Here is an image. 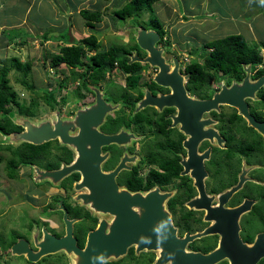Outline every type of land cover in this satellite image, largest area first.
<instances>
[{"label":"flooded vegetation","instance_id":"1","mask_svg":"<svg viewBox=\"0 0 264 264\" xmlns=\"http://www.w3.org/2000/svg\"><path fill=\"white\" fill-rule=\"evenodd\" d=\"M157 31L159 39L155 45L161 49L164 62L168 65L166 77L164 72L163 76L160 75L161 68L147 63L133 61L127 64L129 58L126 59L128 70L115 63L110 71L96 79L80 68L75 69L81 71L80 76L68 77L71 76V68L68 66V75H62L57 81L61 95L52 97L46 112L58 108L60 115L70 116L78 106L94 101L95 92L88 89L87 84L97 87L102 99L118 104L114 110L106 113L99 126V131L104 135L99 146L103 156L101 170L113 175L118 188L147 191L156 186L160 191L171 193L166 200V207L176 236L185 240L186 249L202 254L223 245L220 233H205L189 240L187 237L202 233L216 221L214 216L217 217L218 205L230 212L229 209L247 201L249 206L240 212L236 223L239 228L238 237L243 242L240 244L244 250L249 249L251 252L248 246L255 241L259 247L264 246V136L248 124L236 107L229 104L218 103L198 118L192 116L194 113L187 110L185 104L178 113L177 106L174 105L177 100L172 98L174 89L170 82L176 70L182 76L186 94L197 99H209L220 89V82L225 86L241 82L246 75L247 64L252 80L264 73V64L239 59L238 65L230 66L229 70H211L202 77V73L195 72L196 69H188L194 62H202V59L189 53L192 47L184 45L183 49L176 46L177 42L171 40V32L167 29ZM128 43L132 51L135 50L140 57L144 56V51L136 45L134 38L131 37ZM208 49L211 50L209 47ZM64 67V64L58 65L59 69ZM71 95L79 103L74 105ZM161 96L170 97L171 101H159L158 105L147 103L136 108L142 99ZM255 96L256 98H245L247 110L256 122L264 123V85L255 91ZM69 102L73 105H69ZM189 112L191 118H188ZM1 114L0 112V116ZM202 119H208L209 122L205 123ZM20 129L21 127L12 131ZM207 129L215 130L220 142L214 135H202L189 153L190 144L187 145L186 141ZM30 151L32 156L28 157L29 160L20 161L16 172L19 177L22 169H25L30 185L24 188V197L27 204H34V211L32 215L23 214L17 218L15 225L7 228L6 232L0 231V264H89L91 261L87 262L86 256L79 257L78 260L74 254L72 256L62 250L43 251L38 246L66 236L67 220L71 221L68 234L74 239V245L79 251L90 245L89 236L98 226L101 230L99 237L102 238L100 246L106 249L115 242L113 240L121 238L122 224H118V219L110 212L100 213L91 208L92 201L83 203L74 198L80 192L93 198L92 191L96 189L91 188L89 182L84 189L75 190L74 183L81 177L78 171L69 173L57 184L32 180V165L45 170L57 169L62 163L68 164L74 160L75 153L72 149L60 144L58 139H52L33 145L29 148ZM191 172L202 177V190L207 197H211L198 204H208L213 208L208 213L212 219L205 218L206 207L187 204L198 194ZM4 175L6 176L5 169ZM234 186L237 188L226 198L218 199L220 194ZM128 209L130 219L132 214L135 218L138 217V204H132ZM123 221L118 220L119 223ZM19 239L24 241L34 258H28L24 253L10 254L11 245ZM238 243V240L231 237L228 244L224 243L223 246L227 247V252L235 254ZM159 256H166L167 259L170 250L154 246L137 249V244L132 243L127 245L123 255L103 260L101 264H156ZM165 264H170V261ZM214 264H230V261L223 258ZM254 264H264V255Z\"/></svg>","mask_w":264,"mask_h":264},{"label":"water","instance_id":"2","mask_svg":"<svg viewBox=\"0 0 264 264\" xmlns=\"http://www.w3.org/2000/svg\"><path fill=\"white\" fill-rule=\"evenodd\" d=\"M158 39L159 35L155 30L137 26L135 41L145 52V56L140 57L134 51L132 54H129L130 59L127 60V64L133 61L147 63L151 66L161 68L160 75L163 76L164 72L166 77L168 65L164 62L161 49L154 47V43ZM176 61L175 59V63L177 64ZM245 70L246 75L241 82H232L229 86H225L220 82V89L215 91L209 99H197L186 94L182 85V76L175 70L174 77H172L170 83L174 89L172 98L177 100L174 105L177 106L178 113L180 107L185 104L187 110H191L190 112L194 113L192 116H197L198 118L204 111L216 107L218 103L229 104L236 107L239 113L247 120L248 124L256 128L264 136V123L256 122L253 119L248 113L245 102L246 97L256 98L255 91L264 85V73L252 80L249 77L248 64ZM157 80L159 81L160 79L157 78ZM163 84H166V82H163ZM87 87L95 92L94 101L78 106L70 116L60 117L59 109H54L42 116L33 117L19 114L17 107L12 106L8 110L7 116L14 125L21 127V129L10 132L0 131V144H12L14 146L23 142L41 144L52 139H58L60 144L72 149L75 153L74 160L68 164L62 163L57 169L45 170L36 165H32V180L34 182L49 181L52 184H57L69 173L78 171L81 177L79 181L74 183V189H84L85 186L89 185V182L91 183L89 186L96 189L92 191L93 198L84 192L77 193L74 198L80 199L83 203L92 201L93 204H90V207L95 211L100 213L110 212L116 216V219L124 220L119 223L118 220L116 221L114 219L118 224H122L120 232L121 238L119 237L118 240H113L115 242L111 244V247L103 249L100 246L102 238L100 239L99 237L101 230L100 226H98L89 236L91 241L90 245H87L83 251H79L74 245V239L68 234L70 233L69 224L71 221L65 220L68 227L66 236L58 238L46 245L39 244V250H62L72 254V256L75 255L78 260L79 257L86 256L88 257L87 262L91 261L89 264H101L103 260L117 258L123 255L127 245L132 243L137 244V249L141 247L148 249L151 246L160 249H169L170 256L167 259H165L166 256H159L157 258L158 263L156 264H165L166 261H170V264H214L223 258L228 259L230 264H254L260 256L264 255V246L259 247L256 241L251 246H248L253 254L249 249L244 250L243 245L240 244L243 242H240L238 237L239 228L236 221L240 212L249 206L247 201L238 207L229 209L230 212H226V209L218 205L217 217L214 216L216 221L202 233L187 237V240H189L197 235L219 232L226 245L228 244V240L234 237L239 242L235 247V254L227 252L228 249L223 246L224 243L215 250L202 254L186 249L185 240L176 236L175 227L172 224L170 213L166 207V200L171 193L160 191L156 186L147 191H129L126 188H118L113 181V175L101 170L100 164L103 156H101L99 150L100 142L104 138V135L99 131V126L104 120L106 113L114 110L118 104L102 99L101 92L92 84H87ZM163 100L171 101L170 97L166 96L151 97L147 100L142 99L141 102H138L136 108L142 107L147 103L158 105L159 101ZM179 101H181L180 104ZM202 120L205 123L209 122L208 119ZM202 135H214L220 142L215 130L207 129L206 131H201L200 135L196 134L186 141L187 145L190 144L189 153L192 152L191 148L195 147L194 145L197 139H200ZM113 172L115 173L116 169ZM191 175L194 178V184L198 189V194L189 200L187 204L192 207H206L207 214L205 218H209L211 216L208 213L213 208L209 207L208 204H198V202L208 201L211 197H207L202 190V177H197L193 172H191ZM235 188L237 186L229 188L223 194H220L218 199L223 200ZM132 204H138V217L135 218V215L132 214L130 219L128 208ZM86 205L89 206V204ZM112 225L114 226L113 223ZM217 226L218 228H216ZM138 230L140 235L137 234ZM150 236H153V238ZM10 248V254L24 253L28 258H34L21 239L13 243ZM242 260L245 262H242Z\"/></svg>","mask_w":264,"mask_h":264},{"label":"rangeland","instance_id":"3","mask_svg":"<svg viewBox=\"0 0 264 264\" xmlns=\"http://www.w3.org/2000/svg\"><path fill=\"white\" fill-rule=\"evenodd\" d=\"M126 1L127 0H115L113 4L112 0L105 1L107 4L104 7L106 10L103 11V19L96 24L95 28H90L86 24L81 23L83 18L76 11L71 13L73 17L71 14L63 11H61L59 15H55L58 4L57 1L4 0L2 4H0V13L5 11V21L7 24L13 25L19 23L22 19L19 14L23 12L21 15L24 17V25L8 28L1 34L2 37L4 35L10 42H14L17 38L21 42L17 41V43L13 45L1 44L0 67L4 64L9 65L13 57L21 61L29 60L32 62L31 70L26 77L22 75L21 71L14 68L10 69L7 74L10 87L16 91L19 102L22 104L23 102H32L31 108L34 112L46 113L48 105L43 98V92L54 91L55 88L49 91L47 89L54 86V81L57 79L56 76L59 75L58 77H60V74L63 72L68 75V69H70L66 66L67 68L64 67L62 71L51 70L48 67L49 59L47 60V57L44 65H41L43 61L41 60L42 49L38 46L37 49H35V43L29 44L30 41L37 39L35 33H37L38 29L34 27L35 31L28 32L26 19H28V23H31V21L35 23H45L47 27H43V32L45 31L44 37L47 39L56 37V40L61 43L66 41L77 42L82 36L88 33H95L100 42L99 49L103 50L109 49L110 47L120 49L121 47H130L131 45L128 42L131 40V37L134 38L131 28L133 24L139 22L143 27H150L158 30H160L159 25H163L171 32L172 41L177 40V38L179 39L176 46H181L182 48L184 45L188 48L192 47L189 53L192 54L193 57L199 59L207 55L209 50L205 47L204 43L206 44V42L213 41L214 39L229 34L243 35L246 39V43L249 45L259 40L264 41V4L257 7L256 12H254V5L256 4L258 6L260 0H174V5L169 3V6L164 5L163 2L159 3V1H156L141 10V18L135 19L126 17L125 19H120L113 16L112 10L120 7ZM95 2H97V4H92V6L87 8L90 10H99L101 1L97 0ZM155 3L157 4L154 5ZM27 6L28 9L27 12H25ZM69 17H71L76 24H81V30L77 28L75 31L70 30V25L63 23L64 20L68 21ZM160 18L161 22H159ZM53 21H57L61 26H48L49 22L52 23ZM38 36L41 37V34ZM22 42L24 44L26 43V45ZM38 42L39 40H37V43ZM51 43L54 42L52 41ZM48 45L49 43H46V47H48ZM31 47L33 48L32 51H30ZM25 48L27 52L29 51L28 53L22 50ZM43 49L45 50V48ZM83 59L85 60L86 58ZM24 79L28 83L33 84L34 88L30 89L26 87L22 83ZM62 80L63 79H60V81ZM73 96L74 95H71L72 98ZM52 97H54V93ZM71 101H73V103L75 102L74 105L79 103L75 97ZM73 103L69 102V105H73ZM6 154L5 151L0 150V155H4L0 161L1 232H6L7 228L15 225L17 218L23 214L32 215L34 211V204H27L24 197V188L26 185H30L25 174V169H22L21 175L15 179H10L4 175L3 164Z\"/></svg>","mask_w":264,"mask_h":264},{"label":"trees","instance_id":"4","mask_svg":"<svg viewBox=\"0 0 264 264\" xmlns=\"http://www.w3.org/2000/svg\"><path fill=\"white\" fill-rule=\"evenodd\" d=\"M157 0H127L120 7H117L113 10V15L120 19H125L126 17H133L135 19L140 18V12L146 6H150L152 3ZM79 14L86 20V25L92 28H95L96 24L103 19V12L100 10H90V9H80ZM161 22V20L159 21ZM95 24V25H94ZM160 30H165L166 27L159 25ZM170 30V29H169ZM23 43V42H22ZM205 47L211 48L207 55L202 58V62H194L191 65V68L196 69L195 72L202 73V77L206 73H209L211 70H229L230 66H237L238 60L243 61H253L256 63L264 64V41L260 40L259 42H254V44L246 43V39L241 34H229L221 38L214 39L213 41L204 43ZM100 42L98 41L95 33H88L82 36L76 43H71L70 45L64 44L60 46L57 53H50L49 56L46 55L49 53L46 49L43 50V55L41 60V65H44L45 59H49V68L58 67L60 64H64L71 68V76L68 77L76 78L80 76L81 71H76L75 69L85 70L89 73L93 79L103 76L105 73L110 71L114 64L117 63L118 67L123 69H129V65L126 64L127 57L125 53L131 52L130 47H121L109 49H99ZM262 51V55L260 51ZM90 54V55H89ZM82 58H87L85 61ZM32 62L21 61L16 57L11 58L9 65H2L0 67V131L10 132L12 130L20 128L17 125H14L11 120L8 118L6 113L10 109L12 103H15L21 113L25 115H34L32 110V102L21 104L17 98V93L10 87L9 78L7 74L10 69H16L22 72L23 76H27L31 70ZM62 71V69H59ZM64 73V74H63ZM60 74L65 75V72ZM59 76V75H58ZM56 76L54 81V86L47 89L48 91L52 88H55L51 92H43L44 100L46 104L50 107L52 95L54 96L59 94L57 88V81L59 77ZM22 83L28 88H34L33 84L28 83L25 79L22 80ZM83 86L85 84L83 82ZM53 92V93H52ZM32 101V100H31ZM34 144L31 143H21L17 146L12 144H0L1 149L7 152L5 161V174L10 179H15L17 177L16 168L19 167V162L23 160H29L32 156V152H29V148L33 147ZM4 156V155H3ZM0 155V161L3 158Z\"/></svg>","mask_w":264,"mask_h":264},{"label":"crops","instance_id":"5","mask_svg":"<svg viewBox=\"0 0 264 264\" xmlns=\"http://www.w3.org/2000/svg\"><path fill=\"white\" fill-rule=\"evenodd\" d=\"M3 1L4 0H1L0 4H2ZM53 1H55V2L57 1V3H58L57 4V9L55 10V12H56L55 15H59L61 11L71 14L74 11L78 12V10L81 9V8H87V7L92 6V4H97V2H95L97 0H53ZM100 1L102 3L100 2V4H99L100 5L99 10L100 11L106 10V8H104L105 5L107 4L105 2L106 0H100ZM113 1H115V0H112V4H113ZM157 1H159V3L163 2V4L166 5V6H169V3H171V5H174L173 3H175L174 0H157ZM156 4L157 3H155L154 5H156ZM260 5H262L261 2L258 4V6L256 4L254 5V12H256L257 7H259ZM28 6L26 7L25 12H27ZM58 9H59V12H58ZM87 9H89V8H87ZM22 13L19 14V16L22 18L21 21L19 23H17V24H13V25L12 24H7V22L5 21L6 20L5 19V17H6L5 11L0 13V18H1L0 19V46H1V44H3V45L4 44H13V43H9L10 41H8V39H6L4 37V35L2 37L1 34L3 33V31H5L8 28H13V27H18V26L24 25V17H22V15H21ZM71 15L73 17V14H71ZM129 18H131V17H129ZM160 20H161V18H160ZM66 21L67 20H64L63 23L70 25L69 26L70 30L75 31L76 28L78 30H81V24L80 23L76 24L75 21L73 19H71V17H69L67 22ZM81 23L85 24V21L82 19ZM26 24H27L26 26H27V31L28 32L33 31L34 27L36 29H38L37 33H35L37 39L30 41L29 44L35 43V49H37V46L40 47V49H43V48L48 49L49 53L46 54L48 56H49L50 53L57 51V49H58L59 45L61 44V42L56 40V37L55 38L50 37V39H47V38L44 37L45 31L43 32V30H44L43 27H45V28L47 27V25L45 23H35L33 21H31V23H28V19H26ZM42 24H44V25H42ZM48 26H50V27H59L61 25H59L57 21H53L52 23L49 22ZM38 32H41V33H38ZM37 34L38 35L41 34V37H39ZM3 38H4V40H3ZM15 38H17V37H15ZM28 38H31V37H28ZM37 40H39L38 43H37ZM178 40L179 39L177 38V40H175V42H177ZM16 41H19L18 38L16 39ZM52 41L54 43H51ZM46 43H49L48 47H46ZM23 44H20V45H23ZM24 45H26V43ZM22 50H24L26 53L29 52V51L27 52L26 48L22 49ZM32 50H33V48L31 47L30 51H32Z\"/></svg>","mask_w":264,"mask_h":264},{"label":"bare ground","instance_id":"6","mask_svg":"<svg viewBox=\"0 0 264 264\" xmlns=\"http://www.w3.org/2000/svg\"><path fill=\"white\" fill-rule=\"evenodd\" d=\"M107 1V0H106ZM81 9H87V8H81ZM80 10V9H79ZM79 10H78V13H79ZM103 12V11H102ZM80 15V14H79ZM82 17V16H81ZM83 18V17H82ZM131 18H133V17H131ZM141 18V17H140ZM84 19V18H83ZM85 20V19H84ZM85 24H86V21H85ZM137 26H141L140 24H139V22L138 23H136V24H133L132 26H131V28H132V31H133V34H134V40H135V31H136V28H137ZM141 27H143V26H141ZM91 28V27H90ZM144 28H146V29H153V28H150V27H144ZM153 30H155L157 33H158V31H157V29H153ZM158 35H159V33H158ZM80 39V38H79ZM78 39V40H79ZM19 42H21V41H19ZM9 43H13V44H16L17 43V41L16 40H14V42H9ZM71 43H76V42H69V41H66V42H62L60 45H59V47H58V49H57V51L56 52H52V54L53 53H57L58 51H59V48H60V46H62V45H64V44H67V45H70ZM135 43H136V41H135ZM13 44H11V45H13ZM156 42L154 43V47L156 48V49H158V47H156ZM136 45H137V43H136ZM44 49H42L41 50V52L43 51ZM47 50V49H46ZM48 51V50H47ZM135 50H133L132 52H127V54H125L126 56H127V58H129L130 59V57H129V54H132L133 52H134ZM49 52V51H48ZM136 52V51H135ZM145 53V52H144ZM42 55H43V52L41 53ZM137 54V53H136ZM138 55V54H137ZM139 56V55H138ZM144 56H145V54H144ZM51 70H59V68L58 67H55V68H50ZM60 73V72H59ZM49 76V75H48ZM11 106H16L17 107V109H18V106L15 104V103H12V105ZM58 109V108H57ZM52 111V110H51ZM48 112H50V111H48ZM48 112H46V113H48ZM18 113L20 114V112H19V110H18ZM46 113H42V114H35V115H33V117H35V116H42V115H44V114H46ZM60 117H63L62 115H59ZM23 143H25V142H23ZM32 144V143H31ZM34 145H37V144H34ZM77 181H79V180H77Z\"/></svg>","mask_w":264,"mask_h":264},{"label":"clouds","instance_id":"7","mask_svg":"<svg viewBox=\"0 0 264 264\" xmlns=\"http://www.w3.org/2000/svg\"><path fill=\"white\" fill-rule=\"evenodd\" d=\"M260 2L262 3V4H264V0H260ZM260 41V40H259ZM259 41H257V42H259ZM261 55H262V53H260ZM90 55V54H89ZM87 59V58H86ZM82 60L83 61H85L83 58H82Z\"/></svg>","mask_w":264,"mask_h":264}]
</instances>
